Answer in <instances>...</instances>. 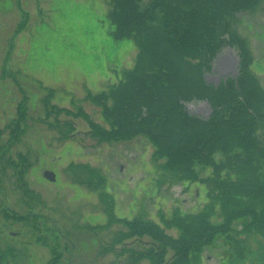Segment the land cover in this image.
<instances>
[{
    "label": "rangeland",
    "instance_id": "374dc122",
    "mask_svg": "<svg viewBox=\"0 0 264 264\" xmlns=\"http://www.w3.org/2000/svg\"><path fill=\"white\" fill-rule=\"evenodd\" d=\"M112 3L0 0V255L7 264H55L58 254L61 264H151L135 263V255L149 249L152 238L124 239L129 230L119 220L151 222L178 241L175 222L204 214L218 226L231 209L218 187L226 171L220 179L215 173L228 155L215 153L214 166L196 165L195 178L182 180L144 135L121 142L90 136L91 124H109L101 103L88 95L109 96L153 40L146 31L122 35ZM232 28L245 41L250 73L264 91V0L237 13ZM200 61L188 59V67ZM210 65L203 72L207 86L237 82L240 51L226 46ZM48 91L49 104L68 113L47 112ZM182 105L201 120L213 114L207 100ZM256 131L264 147L263 118ZM47 171L56 175L54 183L44 178ZM248 223L234 221L233 230L194 260L177 262L168 250L161 264H264V237L246 232Z\"/></svg>",
    "mask_w": 264,
    "mask_h": 264
},
{
    "label": "trees",
    "instance_id": "16d2710c",
    "mask_svg": "<svg viewBox=\"0 0 264 264\" xmlns=\"http://www.w3.org/2000/svg\"><path fill=\"white\" fill-rule=\"evenodd\" d=\"M111 1V15L122 35L146 31L153 40L148 51L140 55L135 70L109 96L88 95L101 103L109 124V129L91 124L90 136L99 142H121L144 135L157 148L156 155L166 160L165 167L182 180L195 178L196 165L214 166L215 153L228 155L226 162L215 165L217 179L223 171L227 176L218 182L220 196L231 208L225 211L223 223L215 226L204 214L179 220L174 225L182 232L177 241L151 222L119 220L129 230L124 239L134 235L154 241L149 249L137 252L135 263L149 260L161 264L168 250H173L177 262L194 260L204 247L233 230L232 223L240 219L249 220L246 232L264 237V147L256 135L257 122L264 119V91L250 73L252 62L245 41L232 28L236 14L253 8L256 0ZM226 46L240 51L239 79L218 88L207 86L203 72ZM188 59L201 61L188 67ZM187 68L191 72L183 74ZM48 92L44 98L47 112L68 113L49 104L53 92ZM203 100L213 109L209 120L185 112L183 102ZM82 116L78 111L76 117ZM85 170L97 176L95 171ZM108 197L103 195L101 200ZM114 222L111 217L108 225ZM60 258L58 254L55 264H61ZM0 264H7L4 254Z\"/></svg>",
    "mask_w": 264,
    "mask_h": 264
},
{
    "label": "water",
    "instance_id": "95a60500",
    "mask_svg": "<svg viewBox=\"0 0 264 264\" xmlns=\"http://www.w3.org/2000/svg\"><path fill=\"white\" fill-rule=\"evenodd\" d=\"M44 178L52 183L56 181V175L53 172H49V171L45 172Z\"/></svg>",
    "mask_w": 264,
    "mask_h": 264
}]
</instances>
